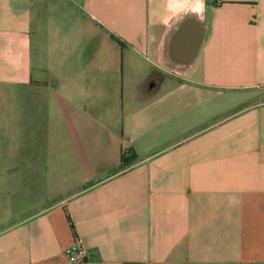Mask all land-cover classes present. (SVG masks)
<instances>
[{
  "label": "crops",
  "instance_id": "crops-1",
  "mask_svg": "<svg viewBox=\"0 0 264 264\" xmlns=\"http://www.w3.org/2000/svg\"><path fill=\"white\" fill-rule=\"evenodd\" d=\"M204 5L0 0V264H264V0Z\"/></svg>",
  "mask_w": 264,
  "mask_h": 264
},
{
  "label": "rangeland",
  "instance_id": "rangeland-1",
  "mask_svg": "<svg viewBox=\"0 0 264 264\" xmlns=\"http://www.w3.org/2000/svg\"><path fill=\"white\" fill-rule=\"evenodd\" d=\"M254 90V91H252ZM252 90H243L239 93L235 92H226L225 95V105H226V112L225 116H229L232 112L237 111L245 106H249L255 103H262L264 102V86H259ZM1 94H5L4 98H0V111L5 110L8 114L9 110V89L3 88L0 90ZM3 97V96H2ZM221 103V100H220ZM24 104V103H23ZM0 122L9 123V116H1L0 113ZM8 134V133H7ZM0 135L5 136L6 134L1 133ZM9 214V213H7ZM4 215H0V228L3 227L4 223H7L6 219H3Z\"/></svg>",
  "mask_w": 264,
  "mask_h": 264
},
{
  "label": "clouds",
  "instance_id": "clouds-1",
  "mask_svg": "<svg viewBox=\"0 0 264 264\" xmlns=\"http://www.w3.org/2000/svg\"><path fill=\"white\" fill-rule=\"evenodd\" d=\"M186 2L187 0H168V9L173 14H178L180 12L194 14L197 20H199V14L205 10L204 0H194V6L189 9L185 8Z\"/></svg>",
  "mask_w": 264,
  "mask_h": 264
},
{
  "label": "built area",
  "instance_id": "built-area-1",
  "mask_svg": "<svg viewBox=\"0 0 264 264\" xmlns=\"http://www.w3.org/2000/svg\"><path fill=\"white\" fill-rule=\"evenodd\" d=\"M67 258L70 264L84 262L87 250L80 241H76L75 245L66 251Z\"/></svg>",
  "mask_w": 264,
  "mask_h": 264
},
{
  "label": "trees",
  "instance_id": "trees-1",
  "mask_svg": "<svg viewBox=\"0 0 264 264\" xmlns=\"http://www.w3.org/2000/svg\"><path fill=\"white\" fill-rule=\"evenodd\" d=\"M131 152H129V153H127V152H125V153H123L122 154V164L123 165H126V164H128L129 162H131L133 159H134V156L132 155V154H130ZM127 155H128V157H127ZM68 220H69V218H68ZM70 221V220H69ZM72 225V224H71ZM73 227V226H72Z\"/></svg>",
  "mask_w": 264,
  "mask_h": 264
},
{
  "label": "bare ground",
  "instance_id": "bare-ground-1",
  "mask_svg": "<svg viewBox=\"0 0 264 264\" xmlns=\"http://www.w3.org/2000/svg\"><path fill=\"white\" fill-rule=\"evenodd\" d=\"M76 241H79V240H76ZM76 243V242H75Z\"/></svg>",
  "mask_w": 264,
  "mask_h": 264
}]
</instances>
